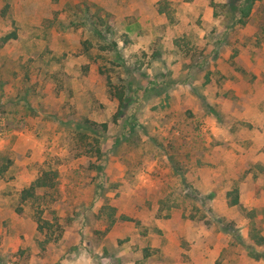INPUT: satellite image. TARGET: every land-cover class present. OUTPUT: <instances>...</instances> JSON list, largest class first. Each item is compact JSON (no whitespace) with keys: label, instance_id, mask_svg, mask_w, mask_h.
<instances>
[{"label":"rangeland","instance_id":"374dc122","mask_svg":"<svg viewBox=\"0 0 264 264\" xmlns=\"http://www.w3.org/2000/svg\"><path fill=\"white\" fill-rule=\"evenodd\" d=\"M0 264H264V0H0Z\"/></svg>","mask_w":264,"mask_h":264},{"label":"trees","instance_id":"16d2710c","mask_svg":"<svg viewBox=\"0 0 264 264\" xmlns=\"http://www.w3.org/2000/svg\"><path fill=\"white\" fill-rule=\"evenodd\" d=\"M14 38H15V34L13 33L12 35H9V36L5 37L4 40L6 41L8 39H14ZM116 96H117L116 98L118 99L119 103H121L123 101V99H124L123 93H119ZM36 184L39 185V186H42L43 185L41 179H39V178L36 180ZM33 187H35V184L32 186V188ZM31 194L32 193H30V191L27 192V196L30 197ZM227 197L229 198V205H231V206H237L239 204V200H238L237 190L236 189H233L232 191L228 192L227 193Z\"/></svg>","mask_w":264,"mask_h":264}]
</instances>
